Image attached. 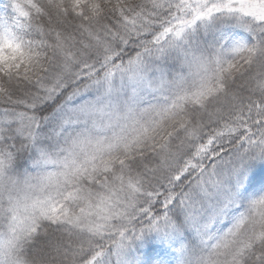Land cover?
I'll use <instances>...</instances> for the list:
<instances>
[{
  "label": "snow or ice",
  "instance_id": "1",
  "mask_svg": "<svg viewBox=\"0 0 264 264\" xmlns=\"http://www.w3.org/2000/svg\"><path fill=\"white\" fill-rule=\"evenodd\" d=\"M0 264H264V0H0Z\"/></svg>",
  "mask_w": 264,
  "mask_h": 264
}]
</instances>
